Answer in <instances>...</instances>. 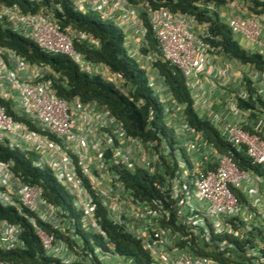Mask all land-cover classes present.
Returning a JSON list of instances; mask_svg holds the SVG:
<instances>
[{
    "label": "built area",
    "instance_id": "2783aa9c",
    "mask_svg": "<svg viewBox=\"0 0 264 264\" xmlns=\"http://www.w3.org/2000/svg\"><path fill=\"white\" fill-rule=\"evenodd\" d=\"M69 2L75 11L105 18L119 29L126 55L144 70L173 140L137 139L96 101L59 98L51 87L55 76L47 66L30 64L0 46V143L29 154L33 167L51 173L70 196L80 230L106 240L99 227L100 207L111 224L138 242L150 264H222L193 254L191 242L209 245L211 234L246 239L256 229L262 238L254 236L252 246L246 245L245 262L264 264L259 252L264 250V212L255 208H264V70L225 56L219 46L209 42L217 37L210 35L207 24L193 15L162 6L153 9L145 0ZM197 5L216 11L231 36L239 38L242 49L264 57V15L245 13L235 2L228 4L227 15L213 2ZM53 8L51 4L34 13L24 12L16 3L0 0V22L41 52L64 55L80 72L98 75L119 88L121 76L86 60L73 47L74 40L95 48L98 41L69 26L60 27ZM143 14L157 53L140 51L146 46ZM157 57L182 74L197 118L214 128L225 143L242 151L263 174L239 169L230 156L218 152L186 122L183 106L153 68ZM250 100L252 107L239 105ZM11 167L10 161H0V205L27 219L45 256L62 264H95L90 257L100 264H113L100 260L121 257L103 252L91 240L92 256L83 255L72 216L50 203L39 186L22 182ZM137 173L150 178L156 195L141 197L125 183V174ZM233 190L242 194L245 203ZM252 197L255 200L246 203ZM215 246L218 251L232 247L224 240ZM107 247L111 251L112 245ZM23 248L20 228L0 220V250ZM0 264L11 263L0 260Z\"/></svg>",
    "mask_w": 264,
    "mask_h": 264
},
{
    "label": "trees",
    "instance_id": "16d2710c",
    "mask_svg": "<svg viewBox=\"0 0 264 264\" xmlns=\"http://www.w3.org/2000/svg\"><path fill=\"white\" fill-rule=\"evenodd\" d=\"M5 3H16L22 11L36 12L41 6L54 5L53 14L60 27H71L74 30L89 34L98 41V47H90L84 43L73 41L75 51L81 53L84 58L93 63H101L110 72L116 73L123 79L119 88L105 81L98 75H89L80 72L77 65L64 55H49L41 52L31 41L13 33L6 24L0 22V46L11 49L30 64H42L47 66L54 74L51 87L56 96L68 100L77 97L82 102L96 101L108 109L112 115L122 122L128 135L140 140H154L164 137L173 140V134L165 126L163 108L150 86L143 69L126 55L123 47V36L111 23H103L93 14H82L75 11L69 0H40L35 3L30 0H1ZM151 8L160 6L170 11L193 15L198 22L207 24L210 35L217 40H209L215 46H219L222 53L230 59L243 64H250L258 70H264V57L257 53H249L242 49L228 31L226 25L219 20L216 11L209 12L197 4L205 5L213 2L216 7L223 5L224 0H145ZM248 11L254 15H264V1L249 0ZM55 6H57L55 8ZM142 20L146 28V46L140 51L157 53L155 41L147 24L144 14ZM158 55V54H157ZM153 68L168 87L172 97L183 106L186 122L220 153L231 157L235 165L241 170H249L256 174L261 169L252 166L242 151H236L234 147L225 143L219 133L206 121L197 118L192 109V101L184 85L182 74L175 67L168 65L161 58H156L152 63ZM249 92L251 89L247 88ZM1 102V101H0ZM257 103H263L257 98ZM4 105V104H3ZM239 105L252 107L253 102H240ZM0 161L12 163V171L24 183L37 185L41 188L43 196L52 204L63 209L76 225V232L82 242L81 253L92 256V244L103 252H112L118 256L131 260L132 264H150V258L130 236L122 233L119 227L111 224L104 216L100 207L97 208L99 227L104 232L106 240L98 234L86 233L79 229L78 214L71 209V198L54 180L46 169L33 167L32 156L22 153L17 149H10L0 143ZM125 183L141 197H152L155 194L151 186L150 178L142 174L124 175ZM241 203L245 199L241 193L233 190ZM0 220L10 224H16L20 228V237L24 248L22 250L1 251L0 260L11 264H62L57 259L45 256L40 243L34 235L33 229L27 219L15 209L0 205ZM55 237H61L58 232L44 226ZM262 238L259 229L248 233V238L240 239L229 235L217 236L211 234L209 245H194L190 247L193 254L209 257L222 264H246L245 247L252 246L253 237ZM62 238V237H61ZM92 241L90 244L89 241ZM224 240L232 247L225 251H218L215 243ZM107 244L112 245L111 251ZM264 260V250L259 251ZM92 263H98L93 257L88 258ZM79 264V263H74Z\"/></svg>",
    "mask_w": 264,
    "mask_h": 264
},
{
    "label": "rangeland",
    "instance_id": "374dc122",
    "mask_svg": "<svg viewBox=\"0 0 264 264\" xmlns=\"http://www.w3.org/2000/svg\"><path fill=\"white\" fill-rule=\"evenodd\" d=\"M224 1H225V3H224L223 5H220V6L216 7V9H218V11H219L221 14L224 13L225 15H227L228 12H229L228 4L231 3V2H234V0H224ZM214 6H215V4H214ZM249 6H250V2H249V0H248V3H247V4L242 3L241 5H238V8H239L241 11L245 12V13H249V11H248V9H249L248 7H249ZM99 18L101 19V21H102L103 23H107V20H106L105 18H102V17H99ZM237 41L239 42L238 39H237ZM94 256H95L96 258H99V256H98L97 253H95ZM100 262H103V263H106V262H113V264H116V262H120V263L122 262V263H124V264H132L131 261H129L128 259L121 258V257H118V259H116V261H111L110 258H108V259L100 260Z\"/></svg>",
    "mask_w": 264,
    "mask_h": 264
},
{
    "label": "crops",
    "instance_id": "0c3cea01",
    "mask_svg": "<svg viewBox=\"0 0 264 264\" xmlns=\"http://www.w3.org/2000/svg\"><path fill=\"white\" fill-rule=\"evenodd\" d=\"M262 1H264V0H262ZM234 2L235 3H237L238 5H241L242 3H245V4H247L248 3V0H234ZM224 14V13H223ZM234 39L236 40V42L239 44V46L240 47H242V45H241V42L239 41H237V39L239 40V38L238 37H234ZM242 195V194H241ZM244 195V194H243ZM262 197H260L259 198V202H261V199ZM256 199H257V197H256ZM253 200H255V197H252V198H250L249 200L247 199V202L246 203H248V204H250V203H252V201ZM259 204V203H258ZM256 208V210H258L259 212H264V208L263 207H261L260 205H258V206H256L255 207ZM257 211V212H258Z\"/></svg>",
    "mask_w": 264,
    "mask_h": 264
}]
</instances>
